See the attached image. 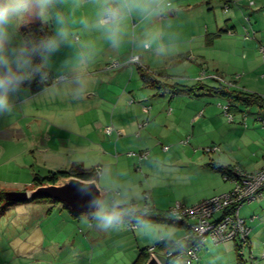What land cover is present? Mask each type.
Masks as SVG:
<instances>
[{"label":"crops","instance_id":"0c3cea01","mask_svg":"<svg viewBox=\"0 0 264 264\" xmlns=\"http://www.w3.org/2000/svg\"><path fill=\"white\" fill-rule=\"evenodd\" d=\"M184 1L55 0L47 20L35 19L25 23H45L52 29L53 36L61 27L64 28L66 38L59 44L58 49L50 55L44 67L50 70L55 77L66 75L67 78L53 82L36 93L31 90L30 86H22L14 98L12 110L0 113V137L2 140L13 144L10 147L16 150L14 154H11L13 159L26 156L24 163H27L26 165L33 175L28 179V183L20 179L12 181L8 178H2L8 176H0V181L4 179V181H9V184L15 185L14 187H25L26 189L32 187L36 173L44 176L50 171L69 170L79 164L84 168L102 165L104 167L103 175L102 177L98 176V183L106 193L102 204L106 202L112 192L113 198L107 202L108 207L133 205L139 208L149 205L150 200L142 203L140 200L133 199L129 194L120 193L122 198L118 197L117 193L121 190L116 191L115 188L117 187L108 180V172H115L117 175L125 169L128 170L129 159L124 153L132 149H139V147L140 150L144 149L145 146L142 143L144 135L137 129L144 127L145 114L149 112L145 111V107L150 109V106H146L144 102L151 98L150 95L163 93V99H165L166 93L169 92L174 97L170 102L172 104L178 96L188 95L192 97V94H179L170 90L162 92L158 86H152L153 88L157 87L156 89L159 88V90L150 94L141 91L138 94L140 96L139 101L136 99L137 104H134L135 102L130 103L128 100L133 97L132 91L134 88L137 90L138 87L137 84H133L135 78H143L139 64L127 63L130 55L140 53V63L142 62L143 67L153 74L154 70L163 71L165 74L166 71L170 73L168 66L170 63L171 65L179 63L182 59L180 58L181 55H184L188 60H192L190 56L195 55L194 46L177 47L185 38L191 39L201 35V39H207L209 35L206 42L208 41L207 44L213 46L215 39L221 36L218 35L219 31L232 29L233 34L236 32L243 33L242 23L244 24L246 21L256 31V35L252 39L253 45L256 44L259 47L264 42V0H254V5L250 4V0H198L195 5L202 6L200 14H204L207 6L210 10L216 9L218 6H222V8L225 5L229 6V11L224 12L223 17H218V14L214 22L204 21L201 25L196 21L198 17L191 15L193 14L191 10L194 8L192 4ZM110 4L117 6L115 12H110ZM183 12L186 15L183 17L185 25L188 24L186 28L182 25L181 14ZM58 16L62 18L63 24L58 23ZM124 22H132L133 25H138L141 28L140 38H135L132 42L125 40L128 48L121 47V41L115 34L116 24L119 26ZM223 24L224 26H222ZM104 25H110L111 29L107 41L103 42L102 37L97 36L98 27ZM154 26L158 28L156 31L153 30ZM198 28L200 29L199 34L195 31ZM78 32L79 37L76 36ZM22 36L20 28L14 43L18 44L23 40ZM171 36L174 38L171 39ZM146 41H150L152 44L150 48L145 46ZM156 59L159 61L156 62ZM114 61H121L124 64L115 68H108L107 66ZM176 75L159 76L157 79L162 82L175 83L178 82ZM199 89L202 88L199 87ZM193 96L195 95L193 94ZM240 111L242 114L244 113L243 110ZM193 118L198 120L199 114ZM24 120H26L27 127L22 126ZM141 125L143 126L140 127ZM108 126H113L120 131L119 137L116 135V131L107 133L106 127ZM20 138L22 140H19ZM136 142L141 143L136 147ZM70 149L75 150L74 155H79V158H71L68 162L63 161L65 156L71 155ZM116 151H118L117 155L114 154ZM93 152L95 154L93 160L82 159ZM30 156H33L34 162L28 164ZM116 156L118 162L114 163ZM21 161L23 164V159ZM217 161L224 162L220 157ZM34 164L44 165L46 173L38 172L34 169ZM224 164L239 166L246 171H256L261 167L248 170L239 161H225ZM206 170L210 172L208 173L209 177L214 180L215 184L219 185V189L208 194L210 196L202 197V200L216 194L227 193L234 187V182L226 179L225 175L218 174V171L209 166ZM125 174L127 173L125 172ZM151 198L154 199L151 208L168 209V207L170 208L169 205L173 203L167 195L164 197L160 194L156 196L152 194ZM36 204L48 206L50 201L33 203L29 207L32 212H35ZM53 207L58 208L60 212L66 210L64 205L60 203H56ZM249 208L244 217L241 212L240 215L251 227L249 244L254 257H248L249 253L245 255V259L247 264H264L262 257L264 248V192L254 200ZM52 211L51 208L47 214H51ZM68 213L71 215L70 211ZM63 216L65 217V214ZM100 216L109 217L102 213ZM78 218H84L81 219V222L83 220L82 223L87 228L86 231L79 228L81 229L80 234L84 232L79 244V247L83 248V252L89 253L88 244L90 243L93 244V246L91 245L92 249L95 247L94 252H96V245H98L99 240L110 241L115 238L117 241L118 237L121 236L125 240L123 250L130 253V258H127L128 260L123 264H132L138 258L141 249L154 248L155 243L160 239L180 240L189 235L187 228L178 227L170 229L167 235H158L157 232L160 233L161 228L166 229L167 225L162 224L156 227L147 223L139 225L128 223L122 226L114 223L116 224L114 228L116 231H113L111 227H102V222L100 224L91 223L93 220L88 213L80 215ZM68 220L70 221L67 219L66 222ZM64 241L67 244L75 243V240L72 243L70 239ZM53 243L62 246L59 241ZM60 251L63 252L64 250ZM193 264H237L235 241L214 243L212 240H208L204 246L199 248L198 258Z\"/></svg>","mask_w":264,"mask_h":264},{"label":"rangeland","instance_id":"374dc122","mask_svg":"<svg viewBox=\"0 0 264 264\" xmlns=\"http://www.w3.org/2000/svg\"><path fill=\"white\" fill-rule=\"evenodd\" d=\"M184 2L192 4L194 8L191 10L193 13L191 15L198 17L196 21L200 25L204 21L214 22L218 14V17H223L224 12H226L225 7L222 8V6L211 10L207 6V12L200 14L202 6L195 5L198 0H185ZM250 4L254 5L255 1L250 0ZM184 13L181 14V19L183 27L186 28L188 24L185 25L183 17L186 15ZM242 25L243 33L229 34L223 32L221 36L215 39L213 46L207 44V39H201V35L191 39L187 37L177 45L178 48L194 46L195 55L190 56L192 60L181 55L180 62L176 65L170 63L168 70L171 74H177L176 80L180 83L189 86L200 84L199 87L202 88L198 89L200 95L178 96L170 104L174 97L167 92L165 99H163V93H160V95H150L151 98L149 97L150 99L144 102L146 106H150V109L145 114L144 127L137 129L144 135L142 138L144 149L140 150L139 147V149H132L124 153L129 159L128 170L125 169L117 175L115 172H108V180L117 187L115 188L116 191L121 190L117 193L118 197L122 198L120 193L129 194L133 199L140 200L142 203L150 200V206H152V201H154L151 198L152 194L155 196L160 194L164 197L167 195L168 199L173 202L169 205L170 208L163 210H170L179 202L192 206L202 200V197L214 192L215 189H219V185L215 184L214 180L209 177L208 173L210 172L206 170L209 162L217 161L220 157L224 162L239 161L248 170H254L264 165V124L256 116V114L264 115V108L258 105H240L241 110L249 114L247 120L241 111L235 112L229 109L234 114V120L230 121L223 106L229 104L230 107V104L237 105L238 103L231 101L232 99L228 95L210 89L223 87L264 96V65L260 45L259 47L256 44L253 45L252 39L256 34L249 38L245 37V26H252L247 21ZM115 27L117 28L115 34L119 37L123 48H128L125 40L132 42L141 36L140 26L133 25L132 22H124L119 26L116 24ZM110 29V25L99 26L97 37H102L103 42L107 41ZM157 29L154 26L153 30L156 31ZM195 31L199 34L200 29ZM77 34L76 36L79 37V32ZM174 36H171V39ZM22 39L25 40L23 36ZM187 40L189 41L186 42ZM146 42L150 48L152 44L150 41ZM171 46L175 47L174 45ZM155 61L158 62L159 60L156 59ZM139 62L136 65H142V62ZM203 71L206 72V76L217 74L223 80L202 76ZM170 73L166 71L165 75L171 76ZM154 75H157L156 78L160 76L156 70H154ZM139 78H137L138 80L135 78L133 82L138 87L137 90L133 87V97L128 100L130 103L135 102L134 104H137L136 99H140L138 94L141 91L150 94L159 90V88L156 89L157 87L151 86L149 88V85H145L144 79ZM203 84L209 87L203 89ZM196 114H199L198 120L193 118ZM25 122L26 120L23 121L22 126L27 127ZM119 132L116 130L118 137ZM3 140L0 137V176H8L2 178H8L12 181L20 179L28 183V179L33 175L26 165L27 163H24L26 156L13 159L11 154L16 151L10 148L13 144ZM136 143L137 147L141 142ZM75 152V150L70 149L71 155L68 154L69 156H65L62 160L68 162L71 158L78 159L79 155H74ZM114 154L117 155L118 151ZM80 155L83 156V154ZM32 157H29L28 164L34 162ZM93 158H95L94 152L82 159L93 160ZM22 159L23 164H21ZM117 162L118 157L116 156L114 163ZM33 167L38 172L46 173L44 165L34 164ZM93 168L97 171L100 169L99 175L102 177L104 167L100 165ZM235 170L238 171L239 166H236ZM218 174L222 175L221 172ZM14 186L4 179L0 181V189L5 191H31L34 189L33 185L26 189L25 187ZM112 196L113 193L111 192L97 212L88 213L93 220L91 223L100 224L103 217L100 216L101 213L104 214L106 211L113 210V205L107 206V202L113 198ZM253 202L254 200L242 205L240 212L243 217ZM33 203L36 202L12 203L0 215V264H123L128 260L127 258H130V253L123 250L125 240L121 236L118 237L117 241L115 238L110 241L99 240L98 245H96V252H94L95 247L92 249L93 244L89 241V253L86 254L83 252V248L79 247L80 239L84 233L80 234L81 229L79 228L85 231L87 229L82 223L83 220L81 222V219L84 218L77 219V216L73 218L66 208L64 209L67 211L60 212L58 208L53 207L56 203H60L57 201L50 202L48 206L36 204L35 212H32L29 207ZM51 208L53 209L52 213L47 214L48 209ZM64 218L66 219L64 220ZM67 219L70 221L66 222ZM114 220L120 226L129 223L126 220L115 218ZM147 224L156 227L162 225ZM115 225L113 224L111 227L113 231H116ZM176 228V226L167 224L166 229L161 228L160 233L157 232L158 230L156 232L158 235H167L170 229ZM66 239H70L72 243L75 240V243L67 244L64 241ZM54 241H59L62 246L55 245ZM62 249L63 252L60 251ZM158 256L162 261H165L164 254L158 252Z\"/></svg>","mask_w":264,"mask_h":264},{"label":"trees","instance_id":"16d2710c","mask_svg":"<svg viewBox=\"0 0 264 264\" xmlns=\"http://www.w3.org/2000/svg\"><path fill=\"white\" fill-rule=\"evenodd\" d=\"M222 1H228V0H222ZM115 10H117V6L115 4H110V12L112 11L115 12ZM228 30L227 31L221 30L219 31L218 35H221L223 32H228ZM21 32L25 40L40 41L53 36L52 29L48 25L42 22L25 24L24 26L21 27ZM208 39H209V35L207 36V40ZM36 62L40 63V59L38 57L36 59ZM139 69L143 72V79L145 85L158 86L162 91L170 90L174 93H179V94L188 93V94H194L196 96L199 95L198 89L200 84L189 86L180 82H175V83H169L164 81L162 82L158 80L154 76V74L151 73L147 68L143 67V65H139ZM158 74H160V76H165L164 72L158 71ZM46 77L50 79L55 78L53 73L43 66L40 73H38L31 81H26L22 86H30L31 90L34 93L39 92L43 90L45 86L49 85V83H44V79ZM203 86H204L203 89H207L209 87L206 84H203ZM210 89H213L215 92H220L225 95H228L232 99L231 101L238 103L237 105L230 104V110H233L235 112L241 110L240 105H246V106L258 105L264 108V96L258 93H249L246 91H241V90L238 91L235 89L233 90L230 88H223V87H219V88L212 87ZM208 166L218 172H221L222 174L225 175V177L227 176L228 180H232L234 178L239 177L237 175L234 165L224 164L220 161L213 160L208 163ZM98 175H99V171L95 170L94 168H84L82 165L79 164L73 166L69 170L50 171L47 175L44 176L36 173L32 185L33 188H36L40 185H45L46 183H56L60 177H69V176H78L86 180H90V179L98 180ZM43 201L54 202L53 199L46 197L31 198L27 202H43ZM12 203H16V202L7 201L5 199V190L0 189V215L6 210L7 206ZM235 206L236 205L230 206L228 208V211H232L233 209H235ZM112 207L113 210L106 211L104 214L108 216H112L115 219L126 220L130 224H137V225L144 223H154V224L156 223V224H165V225L171 224L178 228H187V230L189 231V235L187 238L180 240L160 239L155 243L154 251L157 254L158 252L164 254L165 261L163 262L166 264H173L177 255L187 251L189 248L197 244V239L195 237V234L191 230L190 226L185 224L181 220L176 219L171 214L170 211L171 209L163 210L156 207L151 208L150 204L146 205L145 207H139V208L133 205H113ZM64 208L68 210V208L65 205ZM48 212H50V210H48ZM71 215L73 217L77 216L72 213ZM249 239H250V235H249ZM235 243L237 247V264H247L245 255L251 253L250 244L246 248L245 252L241 253L240 248H238L239 243L237 241H235ZM205 244L199 245V248ZM151 253H152V249H150L149 247L141 249L138 258L132 264H145V262L150 257ZM169 253H172V255L167 258L166 255ZM248 257H250V254Z\"/></svg>","mask_w":264,"mask_h":264},{"label":"built area","instance_id":"2783aa9c","mask_svg":"<svg viewBox=\"0 0 264 264\" xmlns=\"http://www.w3.org/2000/svg\"><path fill=\"white\" fill-rule=\"evenodd\" d=\"M229 6L225 5V10L228 11ZM233 30H228V33L233 34ZM245 37L249 38L255 35L256 32L252 27L245 26ZM147 48L148 44L145 45ZM260 51L263 57L264 65V42L260 44ZM140 54L132 53L127 63H138L140 60ZM140 63V62H139ZM121 61H114L109 64L108 68H115L121 66ZM202 76H206V72H202ZM223 80L219 75L206 76ZM66 75L55 77L50 79L46 77L44 83L52 84L66 79ZM220 81V82H221ZM232 85V83H230ZM226 115L230 121L234 120V114L230 112L229 104L223 106ZM145 111H149V107L145 108ZM245 120H247L249 114L244 112ZM257 119L264 124V115L256 114ZM143 125H141L142 127ZM116 129L113 126L106 127L107 133H113ZM121 134V132H119ZM100 169H98L99 171ZM238 178L232 179L234 187L231 191L220 195H214L199 201L198 203L187 206L184 203H177L174 208H171L173 216L189 225L195 237L197 244L189 248L187 251L176 256L173 264H193L198 258L199 245L205 244L208 240H212L214 243H220L224 241H237L240 246V252L244 253L249 246V235L251 227L247 224L246 220L241 217L240 209L243 204L249 203L257 199L264 192V165L256 171H246L239 167L236 171ZM228 179V177H225ZM232 205H236L235 209L228 211V208ZM154 251V248H152ZM172 253L167 254V258ZM250 257L253 258V250L251 249ZM262 257L264 258V248L262 251ZM166 264V263H165Z\"/></svg>","mask_w":264,"mask_h":264},{"label":"clouds","instance_id":"9594fccd","mask_svg":"<svg viewBox=\"0 0 264 264\" xmlns=\"http://www.w3.org/2000/svg\"><path fill=\"white\" fill-rule=\"evenodd\" d=\"M54 3L55 0H0V113L12 110L22 85L40 73L50 55L66 38L61 27L47 39L14 43L25 23L47 20ZM57 21L63 24L59 16ZM37 57L40 63L36 62ZM114 223L113 217H102V227H112Z\"/></svg>","mask_w":264,"mask_h":264},{"label":"water","instance_id":"95a60500","mask_svg":"<svg viewBox=\"0 0 264 264\" xmlns=\"http://www.w3.org/2000/svg\"><path fill=\"white\" fill-rule=\"evenodd\" d=\"M106 193L98 180H86L78 176L60 177L56 183H46L31 191H5V199L9 202H26L31 198L46 197L65 205L77 216L84 213L97 212L102 205ZM145 264H165L155 251H152Z\"/></svg>","mask_w":264,"mask_h":264}]
</instances>
